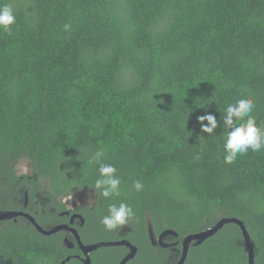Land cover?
I'll use <instances>...</instances> for the list:
<instances>
[{"label":"trees","instance_id":"trees-1","mask_svg":"<svg viewBox=\"0 0 264 264\" xmlns=\"http://www.w3.org/2000/svg\"><path fill=\"white\" fill-rule=\"evenodd\" d=\"M5 4L15 24L11 35L0 30V212L29 213L51 230L55 221L47 223L36 202L62 211L58 199L91 190L95 203L81 213L84 230L99 233L92 242L129 241L143 264H177L187 236L236 218L255 264H264V150L225 164L222 128L208 137L197 122L207 112L219 124L228 104L248 97L264 125V0ZM97 150L117 169L119 196L92 187ZM22 160L32 174L17 173ZM120 202L135 216L107 231L101 217ZM168 229L178 233L167 240L177 246L152 244L150 234ZM61 237L42 235L25 217L0 221V264H62L78 251ZM185 264H249L240 227L225 225L192 245Z\"/></svg>","mask_w":264,"mask_h":264},{"label":"clouds","instance_id":"clouds-1","mask_svg":"<svg viewBox=\"0 0 264 264\" xmlns=\"http://www.w3.org/2000/svg\"><path fill=\"white\" fill-rule=\"evenodd\" d=\"M15 24V14L9 4L0 6V30L11 35L12 26ZM70 24L64 25V30L69 31ZM255 105L251 98L242 97L235 103L228 104L221 113L218 124L217 117L211 113H205L197 117L201 133L208 137L214 135L219 127L222 128L225 138L223 143L224 163H233L238 155H244L249 150L260 152L264 150V125H258L252 115ZM105 153L97 150L91 155L89 163L98 164L99 176L92 186L95 192L108 199L119 196L121 180L117 176V169L111 164L103 162ZM199 158V157H197ZM132 187L137 191L143 189L140 181H135ZM135 216L133 208L127 203H111L108 205L107 214L101 217L100 223L107 231H115L127 225Z\"/></svg>","mask_w":264,"mask_h":264},{"label":"flooded vegetation","instance_id":"flooded-vegetation-1","mask_svg":"<svg viewBox=\"0 0 264 264\" xmlns=\"http://www.w3.org/2000/svg\"><path fill=\"white\" fill-rule=\"evenodd\" d=\"M45 186V183H44ZM64 198V199H58L59 203L62 205V211L55 210L54 207H56L57 204L50 203L47 207H45L44 203L36 202L37 204H40L41 212L45 214V211H47L46 215L44 216V220L49 223L51 220L55 221L54 227L57 226H67L68 229L62 230L56 234L62 233V241L63 244L71 250H77L78 253L73 255L71 258H75L80 261V263L84 264V260L86 259V255L84 254L83 250L81 249V246L79 244V241L76 237V235L73 233L72 230L76 231L78 234L82 244L84 246L89 245H95L102 242H115V241H99V242H92V240L96 239L98 237L99 233L96 231L91 230H84L86 226V219L81 213L82 208H92L94 203H90L92 199H86V203L83 205L78 204L76 199H70ZM95 200V199H94ZM25 207L28 208V206L31 204L30 200L28 198V202L26 204V200L24 201ZM19 212V211H18ZM55 214V215H54ZM75 217V218H74ZM55 235V234H53ZM50 235V236H53ZM169 238L166 239V241ZM150 240L152 241V244L158 243V237H155L154 235L150 234ZM69 244L72 246L69 247ZM114 248H117L118 250L126 249L124 251H114ZM123 254V257L118 259V255ZM130 254V249L125 246H118V247H102L97 249L96 251H93L89 253L90 257V264H93L94 261H96L95 264H121V262ZM95 259V260H94ZM69 260V261H70ZM66 261V262H69ZM143 264V263H137L135 260H130L127 262V264Z\"/></svg>","mask_w":264,"mask_h":264},{"label":"water","instance_id":"water-1","mask_svg":"<svg viewBox=\"0 0 264 264\" xmlns=\"http://www.w3.org/2000/svg\"><path fill=\"white\" fill-rule=\"evenodd\" d=\"M26 200V204L28 202V195H26L25 197ZM17 217H25L26 219H28L36 228L37 230L45 236H50L53 234H56L62 230L68 229L67 226H57L51 230H46L44 229L42 226H40L36 219L31 216L29 213H24V212H8V213H2L0 212V221H6V220H12L14 218ZM75 218V217H74ZM228 224H236L240 227L244 240H245V244L247 247V251H248V256H249V264H255V250H254V246L250 237L249 232L246 229V226L244 224V222H242L239 219L236 218H223L221 219L217 225H215L212 228H209L206 231L203 232H199L196 234H191L189 236H187L182 243V255L181 258L179 259V261L177 262V264H185L189 255V251L191 246H199L201 244H203L204 241H206L207 239L213 237L215 234H217L225 225ZM73 233L76 235L79 244L81 246V249L83 250L84 254L86 255V259L84 260V264H90V257H89V253L96 251L99 248L102 247H118V246H125L128 247L130 249V254L121 262V264H127V262H129L130 260H133L138 253V248L136 246H134L133 244H131L129 241L123 240V241H118V242H102V243H98L95 245H89V246H84L78 236V234L76 233V231L72 230ZM178 233L174 230H165L163 231L159 237H158V244L161 248L167 249L173 246H177L179 244V242H175V243H168L166 241L167 238L169 237H174V238H178ZM69 247L71 248L72 246L69 244ZM70 258H67L66 261H69ZM66 261H63L62 264H65Z\"/></svg>","mask_w":264,"mask_h":264},{"label":"rangeland","instance_id":"rangeland-1","mask_svg":"<svg viewBox=\"0 0 264 264\" xmlns=\"http://www.w3.org/2000/svg\"><path fill=\"white\" fill-rule=\"evenodd\" d=\"M16 170L19 175H30L32 174V167L28 160H22L16 165ZM76 199L78 204L83 205L86 203V199H92L90 203H95V195L91 190L80 191L76 193L72 198Z\"/></svg>","mask_w":264,"mask_h":264}]
</instances>
